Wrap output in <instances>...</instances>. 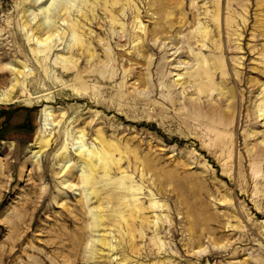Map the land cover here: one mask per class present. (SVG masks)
Wrapping results in <instances>:
<instances>
[{"label":"rangeland","instance_id":"374dc122","mask_svg":"<svg viewBox=\"0 0 264 264\" xmlns=\"http://www.w3.org/2000/svg\"><path fill=\"white\" fill-rule=\"evenodd\" d=\"M58 1L0 0V264H264V0Z\"/></svg>","mask_w":264,"mask_h":264},{"label":"bare ground","instance_id":"6f19581e","mask_svg":"<svg viewBox=\"0 0 264 264\" xmlns=\"http://www.w3.org/2000/svg\"><path fill=\"white\" fill-rule=\"evenodd\" d=\"M40 1H42V0H40ZM67 0H59L57 3H56V5L55 6H58V9L60 8V9H62V10H65L66 11V8H64L65 7V2H66ZM116 1H118V0H116ZM116 4V2H114L112 5H115ZM52 6H53V4H52ZM48 31V30H47ZM49 37H47L46 39H48ZM74 41V40H73ZM6 101H8V97H5V96H0V103H2V102H6ZM89 168L90 169H92V167L89 165ZM88 180H85V182H87Z\"/></svg>","mask_w":264,"mask_h":264}]
</instances>
